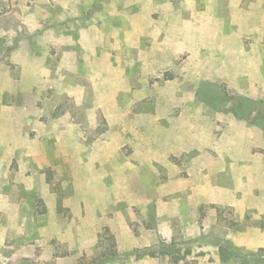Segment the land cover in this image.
<instances>
[{"label": "rangeland", "instance_id": "374dc122", "mask_svg": "<svg viewBox=\"0 0 264 264\" xmlns=\"http://www.w3.org/2000/svg\"><path fill=\"white\" fill-rule=\"evenodd\" d=\"M108 235L264 264V0H0V264Z\"/></svg>", "mask_w": 264, "mask_h": 264}, {"label": "trees", "instance_id": "16d2710c", "mask_svg": "<svg viewBox=\"0 0 264 264\" xmlns=\"http://www.w3.org/2000/svg\"><path fill=\"white\" fill-rule=\"evenodd\" d=\"M224 98L226 99V97L224 96ZM106 241H108V243L105 244V247L103 249V251L91 258L89 261H82L81 264H105L108 262H112L115 259H117L119 252L117 250V242H116V238L114 235H108L106 236ZM168 246H165L164 248H160V249H153V250H146L141 252V254L143 255H149V256H157L158 254H166L168 253L167 250ZM180 249H176V254H174L173 256V261H177L178 259H181L184 257L183 254H180ZM220 253L223 257V259H229L231 255L235 254L236 252H234L233 250H231L228 246L221 244L220 245ZM238 255V254H237Z\"/></svg>", "mask_w": 264, "mask_h": 264}]
</instances>
